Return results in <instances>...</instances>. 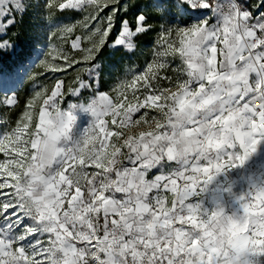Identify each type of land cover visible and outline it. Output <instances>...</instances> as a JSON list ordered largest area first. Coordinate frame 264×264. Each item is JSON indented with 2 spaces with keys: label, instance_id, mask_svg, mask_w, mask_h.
Listing matches in <instances>:
<instances>
[{
  "label": "snow or ice",
  "instance_id": "1",
  "mask_svg": "<svg viewBox=\"0 0 264 264\" xmlns=\"http://www.w3.org/2000/svg\"><path fill=\"white\" fill-rule=\"evenodd\" d=\"M25 17L0 264H264V0H0V57Z\"/></svg>",
  "mask_w": 264,
  "mask_h": 264
},
{
  "label": "trees",
  "instance_id": "2",
  "mask_svg": "<svg viewBox=\"0 0 264 264\" xmlns=\"http://www.w3.org/2000/svg\"><path fill=\"white\" fill-rule=\"evenodd\" d=\"M20 27V34L17 40L18 43V49H17V55L16 56H3L0 58V65L2 67L7 68L8 70H11L12 67L19 66L18 65V58L20 55L24 54L25 52H28L32 46L40 41V39L43 36V32L45 29L42 27L41 21L36 18L33 19L31 17H25V21L22 26ZM43 45V43H41ZM147 47V44L144 45ZM132 61L139 62L140 58L139 56L132 57ZM129 61L128 57L122 56L120 53H111L106 54L105 62L109 65L113 66V69L111 71L115 72L118 69H122L123 66H125ZM26 81V75L24 74L23 78ZM28 89V84L24 83L21 84L20 90L21 92H24Z\"/></svg>",
  "mask_w": 264,
  "mask_h": 264
},
{
  "label": "bare ground",
  "instance_id": "3",
  "mask_svg": "<svg viewBox=\"0 0 264 264\" xmlns=\"http://www.w3.org/2000/svg\"><path fill=\"white\" fill-rule=\"evenodd\" d=\"M41 47H43V45H41ZM19 66H16V73H8V74H1L0 73V83H2L3 81H10V80H14V79H21L23 78L25 71L20 72L19 71Z\"/></svg>",
  "mask_w": 264,
  "mask_h": 264
},
{
  "label": "rangeland",
  "instance_id": "4",
  "mask_svg": "<svg viewBox=\"0 0 264 264\" xmlns=\"http://www.w3.org/2000/svg\"><path fill=\"white\" fill-rule=\"evenodd\" d=\"M2 57H3V56H2ZM2 57H0V58H2ZM19 71L22 72L20 69H19ZM10 72H12V73H16V67H12L11 70H8L7 68L2 67V65H0V73H1V74H8V73H10Z\"/></svg>",
  "mask_w": 264,
  "mask_h": 264
}]
</instances>
